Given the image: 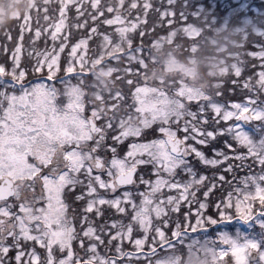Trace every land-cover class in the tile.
I'll list each match as a JSON object with an SVG mask.
<instances>
[{
    "label": "snow or ice",
    "instance_id": "obj_1",
    "mask_svg": "<svg viewBox=\"0 0 264 264\" xmlns=\"http://www.w3.org/2000/svg\"><path fill=\"white\" fill-rule=\"evenodd\" d=\"M167 3L174 5L175 0ZM125 6L126 0H55V3L30 0L26 11L12 16L11 25L3 28L5 37L10 38L7 29L14 26L21 44L26 33L33 44L43 39L45 49L36 51L31 69L21 64L18 55L21 44L15 46L11 62L0 61V264H144L136 253L126 252L121 246L125 238L133 240L137 229L140 238L134 239L135 249L153 245L148 253H140L147 258L158 254L156 246L167 251L183 245L185 240H189L187 248L191 250L201 242L191 239L188 229L193 233L203 230L201 234L207 235L208 226L226 228V222L234 219L248 231L242 232L239 226L234 235L218 231L220 243L228 246L222 254L231 251L240 264V254L248 256L254 252L255 258L247 264H264V99L259 96L264 92V70L255 80L257 94L242 103H232L230 109L212 102L208 96L186 90L182 84L153 88L143 77L145 58L138 55L143 46H134L131 35L144 37L143 29L138 31L143 21L130 17L134 9L146 17L154 6L151 0H127ZM154 10L159 13L161 24L164 17L172 14L169 9ZM203 10L200 7L192 15L197 16ZM73 11L75 27L84 29V34L74 40L63 34L70 29L66 21ZM181 16L187 18L183 12ZM4 19L0 13V22ZM89 19L95 26L88 24ZM102 26L112 30L101 31ZM178 31L193 41L199 35V30L188 24L158 41L171 43ZM255 34L264 38V27L257 28ZM49 39L51 48L47 47ZM90 42L97 43V47L92 49ZM256 46L258 50L248 55L261 61L264 67V43ZM195 50L193 44L192 51ZM124 57L129 64L135 61L136 67L142 69L132 71L129 76L125 68L124 76L118 77L129 89H134L132 103L123 115H117L118 101L124 98L120 91L115 93L111 107L105 96L93 92L104 107L92 104L91 115H86L84 93L71 79L76 78L82 84L84 74H90V65H109L106 74H115L121 70L111 66L110 61ZM45 67L49 81L59 72L69 77L63 81L66 103L56 87L43 82V77L37 78L41 81L38 83L26 80L29 71L35 75ZM232 70L240 77L239 62L232 65ZM253 87L247 81L244 83L249 92ZM186 101L207 102L216 117L231 123L225 126L213 119L209 124L208 119L201 120L205 105H198L199 112L192 111ZM181 121L182 138L177 136ZM252 122H259L255 127L259 139L245 130L244 125ZM173 126L177 131L172 130ZM149 129L151 139L146 135ZM129 138L132 140L126 148L121 147ZM189 157L210 166L213 175L198 171ZM249 160L251 163H247ZM257 164L259 170L252 172ZM240 167L248 168L249 174L228 192L227 198L221 196L219 203H214V214L203 211L209 207L207 200L215 195L216 185L228 184L231 188L226 177ZM193 201L199 206L195 217L191 208L181 211L183 203ZM76 203L82 211L72 208ZM106 210H115V214L126 216L129 222L124 224L109 217L111 223L98 229L89 214L103 217ZM177 212L174 230L153 226L154 218L161 224L172 222L169 213ZM77 223L82 236L77 232ZM105 230L110 237L103 235ZM74 241L80 242L83 257L74 251ZM215 243L205 239L201 245L212 253L214 260ZM100 245L114 248L118 256L101 255Z\"/></svg>",
    "mask_w": 264,
    "mask_h": 264
},
{
    "label": "trees",
    "instance_id": "obj_2",
    "mask_svg": "<svg viewBox=\"0 0 264 264\" xmlns=\"http://www.w3.org/2000/svg\"><path fill=\"white\" fill-rule=\"evenodd\" d=\"M17 0H11L12 7L9 8V2H4V8H5V19L3 20L2 24H0V38H5L4 27H7L9 25V22L12 21L10 13L16 10V15H19L20 13L26 11L27 7L29 6L30 0H19V2L15 3ZM55 3V0H53ZM154 8L153 10H149L148 15L144 17L141 12L137 10H132L130 19L135 20L137 17H140L143 21V23L138 26V31L142 28L145 32L144 37H140L139 35L133 33L131 34L133 36V44L134 46H143V51L141 53H138L142 58H145V68L143 72V77L148 76L150 73H153L152 80L150 82H147L149 85L158 84L159 81L162 82L163 87H175L179 85V76H177V71H166L165 69V59L172 58L174 63L184 65V66H190L191 64L195 65L194 69L196 70L197 74L200 77V81L204 82L205 85L201 86L199 89L200 92L208 96L209 98L213 97L216 102H219L223 105H227L230 102L234 101H240L242 98H245V96H255L257 94L256 90L258 88L257 85H255L254 78L256 76V71L258 70H264V67H261V64H258L257 59L251 57L248 55L249 52L257 51V44L264 43V38H261L254 34L252 31L250 32L249 29H247L249 32L246 33V36L241 41V35L234 31L236 27H239L241 25V22L239 21L240 11L236 12L235 14L229 16L228 15V8L227 3H231V0H175L174 5H169L167 3V0H151ZM227 2V3H226ZM263 3V5H261ZM255 7L257 8L256 11V18L258 26L264 27V0L257 2L255 1L253 3ZM127 7V0H126V6ZM200 7H203L204 10L200 12L197 16L192 15V13H195L197 9ZM235 7V4H232V8ZM160 9V11H164L165 9H169L171 11V15L166 16L163 18V24L160 23V16L159 13L156 12L154 9ZM125 12V15H127V12L125 10H122ZM184 13L187 17L182 18L181 13ZM244 12V11H243ZM112 14H109L111 17ZM75 13L69 12L68 13V20L66 21V24L70 26L69 31L63 32L65 35H69L70 39H78L84 34V29H77L75 27ZM169 21H172L170 24ZM44 22L41 21V24ZM83 23V20L81 21ZM88 24L91 26H95L94 23L91 21V19L88 20ZM188 24H192L199 30V35L195 38L193 41L192 38L185 35L183 31H178L176 36L173 38V41L169 43L167 40H161V38H166L169 35V32L175 29H182L186 27ZM104 29H108V26H102L101 31ZM2 30L4 32L2 33ZM111 31L112 29H108ZM7 31L11 32L10 39H7V41L0 40V49H3V51H0V61H3L7 59L9 62L12 60V53L11 50L14 51L15 45L21 44V42L18 39L17 32L18 30L14 26H10ZM90 31V28H89ZM158 33V35H157ZM249 33L252 35H249ZM250 36V37H249ZM9 38V37H6ZM118 39V38H115ZM157 42V44L153 47L152 44L154 42ZM237 41V44H233V42ZM193 44L196 45V50L192 51ZM14 47V48H13ZM22 51L18 54L20 56L21 64L31 69L32 66L35 64L36 51H44L45 44L43 39L38 40L33 44L32 40L29 39V34H25V38L21 44ZM48 48L52 47V42L49 39ZM90 47L92 49H95L97 47V43L90 42ZM238 50H241V56L243 60L239 62L240 67H242L241 75L240 77L233 76L230 74L228 77L226 76L222 86L225 90L224 93L216 94L215 91L218 90L214 88L213 81H216L217 77L214 75L215 71L214 68H216L217 63L221 64L220 60H223L226 58V60L232 61L234 60L233 57L230 55H226L225 57L224 53L229 52L230 49L233 50L235 48ZM13 48V49H12ZM237 54V52H236ZM235 54V55H236ZM123 55V54H121ZM224 56V58H223ZM247 58L250 60V64L252 65L251 69L247 68ZM61 62L63 63V54L61 57ZM111 66L116 67L117 69H120L121 71L113 74H106L102 72V70L108 72L109 65H104L103 67L99 66H89V73H85V79L83 83H79V81L76 78L71 79V83L75 86H79L81 89H86L90 95L91 105L94 104L97 107L102 106L95 97L93 96V92L95 91V86L99 85L100 91L103 92L107 88V92L102 93L103 96L106 97L108 100L109 107H111V104L113 103V95L112 92L114 91H120L122 96L124 97L123 100L118 101L120 105V110L117 113V115H123L124 111L129 104L132 103V97L131 92L134 91V89H129L126 85V83H122L121 79L118 77L124 76L123 69L127 68L128 75L131 76L132 71L141 72L142 69L136 67L135 61L132 62V64H129L126 57H124L122 60H111L110 61ZM219 64V65H220ZM77 68H79V65H77ZM249 71H248V70ZM48 69L45 67L40 72L35 73L33 75L30 71L26 74V80L30 81H40L39 77H43L46 82L49 80L47 79V73ZM251 78L250 82L253 84V90L249 92L246 88H244V73H247ZM166 72V73H164ZM174 72V73H173ZM173 73V74H172ZM105 75V76H104ZM59 77L57 79L56 77ZM66 76L65 73L59 72L57 73L50 83L62 85L61 79L62 77ZM70 76L74 77L75 74H71ZM69 78V77H68ZM230 78V79H229ZM65 79V78H64ZM148 80V79H147ZM228 80V81H226ZM143 83V82H141ZM104 85V86H103ZM106 86V88H105ZM156 86V85H155ZM220 87V88H221ZM110 88V89H109ZM160 88V87H159ZM219 88V89H220ZM259 96L261 99H264V92H260ZM93 101V102H92ZM200 101H191L187 102L189 105L190 110L199 112V105ZM93 108V105L91 106ZM190 119V118H189ZM208 119L209 124H211L212 120L215 119L211 115V112H204L201 114V120ZM216 120V119H215ZM180 130L177 131L175 126H173L174 131H177L178 137H183V121L180 122ZM221 125H227L229 122H224L220 120ZM213 127L215 125H212ZM157 127L156 125H153V128ZM258 133V132H257ZM146 135L149 139L152 138L151 129L146 130ZM259 134H254V137L257 139L259 138ZM230 139V138H229ZM132 138H129L128 141H125V144L121 147H125L127 143L131 142ZM108 143H111V140H108ZM192 143H195L194 141ZM222 143V141H221ZM202 147V146H198ZM206 154L211 156V153L207 150ZM243 151H247L244 149ZM190 161H193L198 171L204 173L207 176H212L213 171L211 167L206 168L204 165L199 164L194 161L193 157L189 158ZM237 164L239 162H236ZM247 163H251L249 160ZM259 170V165H253L252 172H257ZM249 174V169L246 167H240L237 168L235 173L228 174L226 179L231 182L232 187L230 188L228 184H217L216 189L213 191L215 192L214 196L211 197H218L224 196L229 192V190H233L236 185H238L240 179L246 175ZM187 179L186 177H184ZM218 189V190H217ZM198 198L201 197V194H197ZM217 200V199H215ZM219 200V199H218ZM183 203V202H182ZM77 210H80V204H72ZM194 201L189 205L186 203H183V207L181 211L187 212L189 208H194ZM171 216V221L168 222V226L166 228H175L174 221L179 217V213L177 212L175 215L173 213H169ZM192 216L194 217V214L192 213ZM110 215L108 216V218ZM127 218V217H126ZM193 221V219H192ZM191 221V222H192ZM258 230V228H257ZM73 243V248H74ZM75 249V248H74ZM113 249V248H112ZM112 249L107 253V256H113L116 257V253L112 251ZM126 250V249H125Z\"/></svg>",
    "mask_w": 264,
    "mask_h": 264
},
{
    "label": "rangeland",
    "instance_id": "obj_3",
    "mask_svg": "<svg viewBox=\"0 0 264 264\" xmlns=\"http://www.w3.org/2000/svg\"><path fill=\"white\" fill-rule=\"evenodd\" d=\"M5 1H7V3L9 2V0H0V2H2V4H3V7L0 8V13H2L4 15H5V8H4V6H5L4 2ZM255 1L260 2L261 0H231V3H227L226 2L227 3V8H228V11H229L228 12L229 16L235 14L238 11H240V13H241L240 16H239V21L241 22V25L234 29V31L236 30V32L241 35V41L246 36V33H248L249 31L250 32L252 31L255 34V30L257 28H260L258 26L257 20H255L256 11H257V8L253 4ZM17 2H19V0L15 1V3H17ZM232 4H235L234 8H232ZM261 5H263V3ZM9 8H10V6H9ZM10 16L11 17L12 16H16V10L11 12ZM0 24H2V22H0ZM247 29H249V31ZM3 32H4V30H2V33ZM157 35H158V33H157ZM249 35H252V33L251 34L249 33ZM7 39H10V38H6V37L5 38H2V37L0 38V40H4V41H7ZM233 44H237V41L233 42ZM12 52L13 51L11 50V53ZM236 52H237V54H236ZM239 52H241V50H238L237 48H235L233 50L230 49V51L224 53V55H225V57H227L226 55H230L231 57L234 58V60L229 62V60H226V58H225L223 60H220L221 64L217 63L216 68H214V71H215L214 75L218 76L216 81H213L214 88L218 89V90L215 91V93L217 95L218 94L222 95L224 93V91H225V90H222V89H224V87H221L225 77L226 76L228 77L230 74L235 76V74H234V72L232 70V65L235 64V63L240 62L241 60H243V58L241 56V53H239ZM223 58H224V56H223ZM261 63H262L261 61H258V64H261ZM164 64H165L166 71H168V72L169 71H174V72L177 71L176 73H174V72L173 73L177 74V76L180 75L179 76V78H180L179 84H182L185 87L186 90H190L193 93L202 94L199 89L201 88V86H204L205 83L200 81V77L197 74L196 70L194 69L195 65L191 64L190 66H184V65L182 66L180 64L174 63L171 57L170 58L167 57V59H165V63ZM247 68L248 69L252 68V65L250 64V60L248 58H247ZM248 71H247V73H244V75H245L244 76V80H245V82L247 81V82L251 83L250 82V77L248 75L249 74ZM260 71H262V70L256 71V76L254 78V82H255L256 79H258V73ZM102 72L107 73V71H104V70H102ZM164 73H166V72H164ZM152 77H153V73H150L148 76H145L144 80L146 82H150L152 80ZM64 78L68 79V76H64L61 79L62 80L61 83L65 87V84L63 83V81L65 80ZM226 81H228V80H226ZM32 82L33 83H38V82H41V81L36 80V81H32ZM43 82L44 83H48V85L51 86V83L49 81L46 82L45 80H43ZM98 86L99 85L95 86L96 89H95L94 92H99L100 94L107 92V88L110 87V86H108L106 88V86H105L106 90L101 92L100 91V87H98ZM149 86H151L153 88H157V89L159 87L160 88L163 87L162 82H160V81H159L158 84L149 85ZM64 87H63V89H64ZM76 87L79 88V86H76ZM79 89L81 90V88H79ZM253 91H256V90H253ZM116 92H118V91H114L113 90V92H112L113 98L115 97V93ZM62 93H60L61 94L60 98H61V100H63L66 103L67 102V98L64 97L62 95ZM82 99L84 100V103H85V109H86V113L85 114L90 116L91 115V110L93 109L91 107L92 106L91 105V101H86L84 96L82 97ZM246 99H247V96H245V98H242L240 101L230 102V103H228L227 105H224V106L230 109V106H231L232 103H242ZM211 100H212V102L219 103V102H216L213 97H211ZM186 103H187V101H186ZM199 104H204L205 105V111L204 112H208V113L211 112V115H212L213 118L215 117L216 120H220V118L216 117L215 114L211 111V109L207 107V102L200 101ZM219 104H221V103H219ZM103 107H104V105L101 106V108H103ZM124 109L126 110V108H124ZM230 123H231V121H229V124ZM258 123L259 122H255V123L252 122V123H250L251 125L249 124L250 126L249 125H244L245 130L248 131L250 134H252V132L255 130V127H256V125ZM208 167H210V166H207L206 168H208ZM101 191H103V190H101ZM120 191H122V190H120ZM165 191H167V189H165ZM229 191H232V190H229ZM198 193L199 192H197V194ZM172 194L175 195L176 193L173 192ZM227 194L225 195V198H227ZM109 195H111V194H109ZM200 199H201V202H204V199L202 197H200ZM215 199H217V200L212 201L210 198L207 200V203L209 205L212 204L214 212H216V208L214 206V203H219V200H218L219 198L216 197ZM195 206H194V208L191 209V212L194 214V217L196 216V213H197V211L199 209V206H198V204L196 202H195ZM72 208L73 209H77L74 206H72ZM78 211H82L81 205H80V210H78ZM175 214L176 213H173V215H175ZM72 215H73V212L70 210L69 211V216L71 217ZM109 215H110V217L112 219H119L124 224H127L129 222L128 218H126V216H120L119 214H115V210H106L103 217H94L91 214H89V217L93 221V223L97 226V228L99 229V227L102 226L103 224H105V223H109L110 224L111 223V219H108ZM226 223L228 224V227H226V228L223 225L210 226V230L213 229V228H214V230L216 228H218L217 231H215V233L217 232V235H218V231H228L230 234L234 235L237 226H239L241 228L242 232L248 231L247 227L244 226L242 222L240 223V225H237V222H236L235 219L230 221V222H226ZM168 224H169L168 222L164 223V224H161L160 221L156 220L155 218L153 219V226L154 227L155 226H159V227H161V230H164L165 227L168 226ZM193 225H195V219H194V224ZM257 228H258V226H257ZM76 229H77V232L80 233V235L82 236L83 233L80 231V224L79 223L76 224ZM229 229H233V230H229ZM173 230H174V228H173ZM207 230H208V227H207ZM202 231L203 230H201V232ZM201 232L193 233V232H191V230H188V233H189V236H190L191 239H199L200 240L201 238H203V239L205 238V239H208L209 241H216V239H217L216 235L213 238H209V237H207L205 235H202ZM103 235L110 237L111 234L107 230H105ZM135 238H140L139 229H137V231L134 232L133 240H129V239L125 238L123 240L121 246H122L123 250L126 251V252H134V253H136V255L139 256L140 260H144V264H152V263L153 264H237L236 258L232 256L231 251H228L227 255H223L222 254L223 251L225 249H227L228 246L227 245H222L220 243V241L215 243V250H216V254H217L216 260L213 259V255H212L211 252H206L201 247V245H203V241H201V240H200L201 244L197 245V246H194L191 250H189L187 247L181 249L179 251L178 255L175 258H173L172 256H169V255H166V254H162L159 257L157 255H153V256H149V257L146 258V256L140 255V253L141 252L148 253L150 248L153 247V245L146 244L143 249L136 250L135 247H134V239ZM171 239H173V242H175V238H171ZM218 240H219V237H218ZM117 243H120V241H117ZM188 243H189V240H188ZM74 244H75L74 245V248H75L74 251L79 252L80 256L83 257L84 253H83V251L80 250V242L79 241H74ZM146 247H148V249H146ZM165 247H167V246H165ZM206 247H211V245H208ZM110 250L111 249H106L103 245H100L98 247V251L101 253V255H104V256H106L107 253ZM156 250L159 252L158 248H156ZM161 250H163V249H161ZM112 251L115 252V249L113 248ZM117 256H118V254H117ZM111 257H113V256H111ZM151 258H153V259H151ZM248 261H249V255L248 256H243V254L239 255L240 264H247Z\"/></svg>",
    "mask_w": 264,
    "mask_h": 264
},
{
    "label": "flooded vegetation",
    "instance_id": "obj_4",
    "mask_svg": "<svg viewBox=\"0 0 264 264\" xmlns=\"http://www.w3.org/2000/svg\"><path fill=\"white\" fill-rule=\"evenodd\" d=\"M214 233H215V230H207V235H209V236H210V235H212V236H213V235H214ZM207 235H205V236H207ZM212 238H213V237H212ZM200 240H201V241H204V240H205V238H204V239H203V238H201ZM216 240H217V239H216Z\"/></svg>",
    "mask_w": 264,
    "mask_h": 264
},
{
    "label": "water",
    "instance_id": "obj_5",
    "mask_svg": "<svg viewBox=\"0 0 264 264\" xmlns=\"http://www.w3.org/2000/svg\"><path fill=\"white\" fill-rule=\"evenodd\" d=\"M253 258H255V253L254 252L250 254V259H253Z\"/></svg>",
    "mask_w": 264,
    "mask_h": 264
},
{
    "label": "clouds",
    "instance_id": "obj_6",
    "mask_svg": "<svg viewBox=\"0 0 264 264\" xmlns=\"http://www.w3.org/2000/svg\"><path fill=\"white\" fill-rule=\"evenodd\" d=\"M11 23H12V21L9 22V25H11ZM9 25H8V26H9Z\"/></svg>",
    "mask_w": 264,
    "mask_h": 264
}]
</instances>
